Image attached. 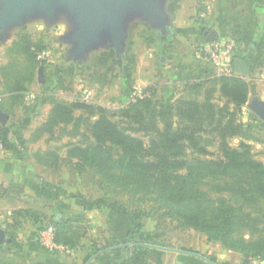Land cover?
I'll use <instances>...</instances> for the list:
<instances>
[{"label":"trees","instance_id":"1","mask_svg":"<svg viewBox=\"0 0 264 264\" xmlns=\"http://www.w3.org/2000/svg\"><path fill=\"white\" fill-rule=\"evenodd\" d=\"M44 49L43 42L34 41L28 33L19 35L8 47L7 53L26 61L23 71L17 70L15 60L0 67L4 90L11 94L13 101L23 102L39 66L44 68V61L37 59L38 52ZM213 83L205 90L203 100L175 99L172 89L157 94L148 86L143 90L149 96L127 102L116 111L86 101L55 100L40 131L52 132L57 126L63 125L65 129L71 125L72 129L66 131L68 135L83 137L67 149L66 156L75 159L77 168L93 169L107 179L137 190H152L158 200L174 205L165 214L176 219L180 228L206 233L224 247L242 253L248 263L249 258L264 259V163L256 158L250 143L240 141L232 147L228 139L235 136L256 139L259 127L258 122L249 124L239 120L249 99V84L244 79L234 73L220 74ZM127 97L122 102L128 101ZM0 110L7 111L1 101ZM75 110L81 113L76 116ZM10 130L7 124L0 125V139L5 149L17 152L9 137ZM213 145L218 155L208 158L215 154L208 149ZM188 149L194 156L186 153ZM49 156L57 162L53 152L36 154L45 166L52 165ZM206 178L224 179L214 190L236 194L239 199L232 203L224 196L212 197L202 187ZM106 200L119 207L117 201ZM119 209L132 219L127 238L138 242L136 237L151 215L123 206ZM16 214L33 216L35 220L38 215L37 211L27 208H20ZM54 219L43 228L52 224L56 241L76 252L83 237L80 230L83 215ZM243 228L249 231L250 239L240 233ZM93 243L96 251L99 245L105 247L99 242ZM131 260L132 256L125 264H131ZM0 264L14 263L0 257Z\"/></svg>","mask_w":264,"mask_h":264},{"label":"crops","instance_id":"2","mask_svg":"<svg viewBox=\"0 0 264 264\" xmlns=\"http://www.w3.org/2000/svg\"><path fill=\"white\" fill-rule=\"evenodd\" d=\"M164 10L168 22L164 29L152 28L138 15L130 16L125 24L126 39L121 52L107 47L105 56H95L97 59L90 61L88 54L95 53V48L86 54L85 59H72L69 55L64 60L59 57L57 62L63 60L62 63L52 68L50 64H53V60H49L50 63L45 64L44 82H37L32 103L13 101L11 94L4 90V79L0 72V101L7 110L10 140L17 147V152L7 150L0 154V183L11 181L22 184L39 198L55 197L53 200L59 202L65 217L73 212L87 215L92 220V226L95 222L100 224L99 235L107 239L105 247L99 245L98 251L87 240L83 241L71 258L48 252L37 241L27 239L17 244L12 235L8 236L11 241L5 242L6 245L11 250L21 251L25 264H86L95 253L121 244L126 245L104 251L88 264H125L130 256L131 264L243 263L241 256L216 252L211 245L172 248L156 244L151 242V237L156 233L145 228L136 237L138 242H131L127 238L132 223L130 215L103 198L88 202L63 195L56 199L54 193L44 194L41 178H37L25 152L18 149V143L29 141L27 136L30 132L26 131V127L32 126V123L39 126L44 123L55 100L84 101L85 93L89 92L88 99H94L99 104L97 93L107 92L123 106L127 101L122 102V99L127 96L128 99L135 87L144 89L151 86L157 93L172 89L175 94L180 86L213 83L220 73L204 58L202 45L206 42L205 30H214L217 38L228 37L236 41L237 58L246 60L250 67L249 75L240 77L249 84V99L257 96L264 100V0H165ZM98 58H108L107 70L103 69L104 65ZM81 87L84 89L81 90ZM218 94L216 92L215 95ZM80 95L85 99L82 100ZM243 114L247 120L245 123L258 122L257 133L263 130L261 121L249 109L244 107Z\"/></svg>","mask_w":264,"mask_h":264},{"label":"rangeland","instance_id":"3","mask_svg":"<svg viewBox=\"0 0 264 264\" xmlns=\"http://www.w3.org/2000/svg\"><path fill=\"white\" fill-rule=\"evenodd\" d=\"M191 12V11H190ZM189 13V12H188ZM194 20V16L192 17ZM200 20V18L198 19ZM73 29V25L70 23L68 18L59 17L57 21L50 25H46L45 19L43 17H34L27 19L22 26H16L8 31L6 38L0 35V67L4 66L10 61H16V66L18 71H23L26 66V61L23 57L10 55L7 53L8 47L13 40L17 39L19 35L28 33L31 35L34 41H42L45 45L47 51V59L44 61V78H45V64H49V60H53L51 66L54 67L57 64L62 63L66 57H68V51L72 48V44L64 42L66 35ZM107 46H98L95 53L90 52L88 58L90 61L97 59L95 56H105L108 53L106 49ZM61 57L60 62H57ZM98 60L104 65L103 69L107 70L109 68L108 58H101ZM107 64V66H105ZM37 78V75H36ZM35 78L34 83L31 85L29 91L26 95L33 94L37 92V79ZM79 85V84H78ZM213 83H207L199 87L192 88L191 86H180L176 89L174 94L175 99H196L203 100L205 95V90L213 86ZM84 88L81 87V90ZM142 88L135 87L133 91L141 90ZM103 91V90H101ZM104 92V91H103ZM159 94V92L157 93ZM81 96V95H80ZM216 97V96H215ZM35 96L29 98V100L24 99L23 103H32ZM84 100V97H80ZM86 103H95L94 99H85ZM97 101L99 104L110 111H116L122 105H120L115 98L108 94L107 92H98ZM217 101V100H216ZM222 103L221 101H217ZM97 104V103H95ZM98 104V105H99ZM244 107L247 108L245 105ZM239 116V120L245 123L246 116L243 114ZM248 109V108H247ZM74 113L78 116L79 110H75ZM81 113V110H80ZM46 121V120H45ZM38 123V122H37ZM45 123V122H44ZM43 123L39 126L36 123H32V126L26 127L28 133L27 143H18L19 150L25 152L27 161L32 164L34 173L37 178L42 180L44 187V194H52L57 197L71 198L78 200H89L92 199H112L117 201L119 207L123 206L131 210L142 211L146 214L151 215L150 218L145 219V229L156 233L151 237V242L156 244L166 245L172 248H194V245H211L214 247L216 252H226L232 253L234 255L241 256V261L243 256L240 252H235L229 248L224 247L219 241L211 239L206 233L194 230V228H180L176 219L169 215H166V211L174 205L171 203H166L163 200H158L156 194L152 190H137L134 186L122 185L115 181L105 178L100 173L94 171L90 168H85L81 170L76 167L75 159H69L67 155L68 145L71 143H78L83 140L82 136L75 135L70 136L66 131L72 129L71 125L63 127V125L57 126L50 131H40ZM261 126L263 130L257 133L256 139H244L239 136L231 137L228 139L229 144L232 147L238 146L240 141L248 142L252 145V152L255 154L256 158L264 163V123ZM64 129L65 131H63ZM84 128L81 127L83 132ZM141 135V134H139ZM145 140H147L145 138ZM24 145L25 147L23 148ZM210 151L215 152L213 156L218 155L216 146H209ZM53 152L57 155V162L55 163L49 156V160L52 161L51 166H45L36 158V154L45 155L46 153ZM193 151L188 149L186 153L188 155H193ZM46 158V157H45ZM224 179L216 178H206L203 182L202 187L209 192V194L216 198L218 196H224L228 198L232 203L237 201L238 195L232 194L227 191L217 192L214 187L217 183H223ZM49 184V186H47ZM7 189V190H5ZM0 227L6 229L7 236L12 235L17 244L25 242L27 239L38 242L39 231L48 223L53 222L55 216H62L68 218L71 215L77 213H71L67 217L62 214L61 205L53 198L41 197L39 198L33 191H28L24 188V185L12 183L11 181H6L5 183H0ZM241 201V200H240ZM262 205V204H261ZM20 208H27L37 211V220L33 216H23L16 214V211ZM247 210H252L245 207ZM82 214V213H81ZM83 215V220L80 225L83 231V237L80 243L87 240L90 246L95 247L94 243H101L103 245L107 244V239L99 235L101 232V226L97 222L92 226V220L87 215ZM246 229V228H245ZM244 228L240 231L244 235L245 239H250L251 236L248 230ZM258 233L254 234L255 236ZM253 237V236H252ZM14 243V244H16ZM39 243V242H38ZM93 244V245H91ZM84 246V245H82ZM41 247V246H40ZM0 257L3 259H9L14 264H25L24 255L21 251H14L8 248L4 242L1 246ZM42 248V247H41ZM43 249V248H42ZM45 250V249H44ZM47 251V250H46ZM49 252V251H48ZM231 254V255H232Z\"/></svg>","mask_w":264,"mask_h":264},{"label":"water","instance_id":"4","mask_svg":"<svg viewBox=\"0 0 264 264\" xmlns=\"http://www.w3.org/2000/svg\"><path fill=\"white\" fill-rule=\"evenodd\" d=\"M165 0H0V35L6 38L8 31L22 26L27 19L43 17L50 24L60 15H65L73 29L64 41L72 44L68 55L72 59H85L86 54L98 46L114 47L118 52L124 48L127 20L138 15L154 29H164L168 25L164 10ZM205 41L217 39L214 30H205ZM233 72L239 77H247L250 67L246 60L235 57ZM37 82H44V68L39 66ZM247 108L264 123V100L254 96L246 104ZM8 114L0 110V124L6 125ZM4 228L0 227V247L9 243ZM126 244L111 246L95 253L86 264L100 253L116 249ZM182 251V250H178ZM243 263L247 264L242 257Z\"/></svg>","mask_w":264,"mask_h":264},{"label":"built area","instance_id":"5","mask_svg":"<svg viewBox=\"0 0 264 264\" xmlns=\"http://www.w3.org/2000/svg\"><path fill=\"white\" fill-rule=\"evenodd\" d=\"M237 43L232 38H217L214 41L205 42L202 45V50L204 53V58L211 63L215 69L219 71L220 74L230 75L233 72V60L236 54ZM47 51L42 50L38 52L37 59L39 61H45L47 59ZM150 93L148 91H144L143 89L132 91L127 102H134L138 98H144L149 96ZM33 94L26 95L25 99L29 100V98L33 97ZM90 93H85L86 100L89 98ZM1 100V97H0ZM1 125V124H0ZM7 149H5L2 140L0 139V154L5 153ZM38 242L39 245L49 251V252H57L63 257H74L75 251L68 246L59 243L55 239V228L52 224L47 225L45 228L39 231L38 233ZM247 264H264V259L261 258H249Z\"/></svg>","mask_w":264,"mask_h":264}]
</instances>
